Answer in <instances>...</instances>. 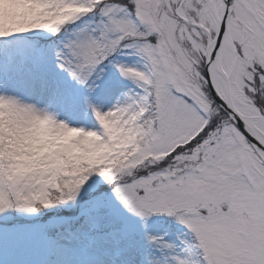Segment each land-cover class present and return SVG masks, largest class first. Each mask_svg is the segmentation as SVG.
Wrapping results in <instances>:
<instances>
[{
  "label": "snow or ice",
  "instance_id": "snow-or-ice-1",
  "mask_svg": "<svg viewBox=\"0 0 264 264\" xmlns=\"http://www.w3.org/2000/svg\"><path fill=\"white\" fill-rule=\"evenodd\" d=\"M0 264H264V0H0Z\"/></svg>",
  "mask_w": 264,
  "mask_h": 264
}]
</instances>
